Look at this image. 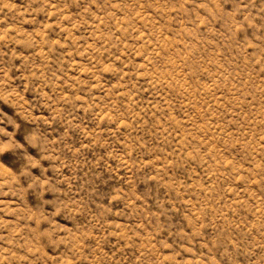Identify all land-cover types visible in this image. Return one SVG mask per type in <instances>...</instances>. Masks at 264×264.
<instances>
[{"label": "rangeland", "instance_id": "374dc122", "mask_svg": "<svg viewBox=\"0 0 264 264\" xmlns=\"http://www.w3.org/2000/svg\"><path fill=\"white\" fill-rule=\"evenodd\" d=\"M0 264H264V0H0Z\"/></svg>", "mask_w": 264, "mask_h": 264}]
</instances>
